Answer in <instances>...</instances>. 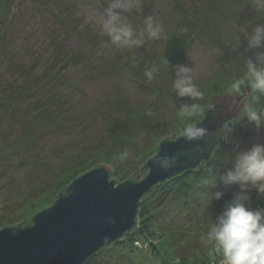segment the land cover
<instances>
[{
  "label": "rangeland",
  "instance_id": "374dc122",
  "mask_svg": "<svg viewBox=\"0 0 264 264\" xmlns=\"http://www.w3.org/2000/svg\"><path fill=\"white\" fill-rule=\"evenodd\" d=\"M128 2L124 14L137 39L144 38L117 48L87 20L90 12L103 13L108 0H0V229L52 206L60 189L97 165H111L117 185L133 174L143 180L147 169L135 173L146 155L155 157L159 141L176 138L190 122L181 107L197 103L201 115L214 108L211 100L229 95L244 60L264 52L247 50L240 31L264 24L248 0ZM148 16L161 39H147ZM177 65L193 69L199 98L174 92ZM153 67L149 80L145 71ZM242 93L250 97L251 89ZM253 103L264 109V96ZM244 105L208 167L149 190L137 229L87 264H220L202 236L241 188L219 177L240 152L264 144V126L243 115ZM209 174L218 179L207 188ZM247 194L250 208L264 209V195Z\"/></svg>",
  "mask_w": 264,
  "mask_h": 264
},
{
  "label": "water",
  "instance_id": "95a60500",
  "mask_svg": "<svg viewBox=\"0 0 264 264\" xmlns=\"http://www.w3.org/2000/svg\"><path fill=\"white\" fill-rule=\"evenodd\" d=\"M246 93L215 96L214 108L204 107L197 124L206 130L202 138L187 141L182 134L185 125L180 126L178 137L162 138L157 155L147 154L146 163L135 173L147 169L143 180L130 181L133 174L117 185V179L111 180V165H97L74 178L66 194L62 190L67 186L60 189L52 206L34 212L32 225L21 226L28 218L0 229V264H87L98 252L122 240L137 227L140 203L149 190L214 158L221 142L215 136L227 123L231 126L232 116L250 98ZM164 156H175V167L162 169L157 161Z\"/></svg>",
  "mask_w": 264,
  "mask_h": 264
},
{
  "label": "clouds",
  "instance_id": "9594fccd",
  "mask_svg": "<svg viewBox=\"0 0 264 264\" xmlns=\"http://www.w3.org/2000/svg\"><path fill=\"white\" fill-rule=\"evenodd\" d=\"M259 17H264V0H248ZM132 5L128 0H108L103 13L97 15L90 12L87 20L96 24L99 29L110 38V43L119 48L138 45L144 35L137 39L135 27L129 22L128 16ZM145 31L147 39H161V28L152 16L145 18ZM246 32L247 50L264 48V24H257L251 31ZM239 43V41L237 42ZM171 86L179 97L197 99L201 96L198 86L193 79V69L177 65ZM157 69L149 68L145 76L152 80ZM251 89L249 102L244 105L243 115L257 127L264 126V109L257 110L253 101L264 96V52H258L255 61L244 60V71L237 76L230 86V96L242 95L243 88ZM182 112L190 118L182 128V134L187 141L202 138L206 130L198 127V118L201 115L197 103L184 105ZM175 156L160 157L159 166L168 170L175 167ZM218 177L209 174L203 179V184L213 187ZM219 180L225 185L237 184L241 188L233 201L214 222H209L202 239L205 243L214 245L220 256V264H264V209H252L247 205L249 196L247 191L255 189L264 195V144H256L246 151L240 152L232 163V167ZM220 192L215 193V198L221 197Z\"/></svg>",
  "mask_w": 264,
  "mask_h": 264
},
{
  "label": "trees",
  "instance_id": "16d2710c",
  "mask_svg": "<svg viewBox=\"0 0 264 264\" xmlns=\"http://www.w3.org/2000/svg\"><path fill=\"white\" fill-rule=\"evenodd\" d=\"M204 113V112H203ZM203 117V114H202V116H201V118ZM201 118L199 119V120H201ZM198 120V121H199ZM228 127H229V123H227L226 125H225V128L224 129H221L220 130V132L218 133V134H216V136H215V140H217V141H221V142H219L218 144H217V147L216 148H219V146L225 141V139H226V137H225V132L227 131V129H228ZM178 136H179V134H178ZM177 136V137H178ZM211 160H209V161H206V162H204L203 163V165L201 166V167H199L198 169H196V170H192V171H189V172H186L185 174H183L182 176H178V177H176V178H174V179H172V180H169V181H166V182H164V183H161V184H159V185H157V186H155L154 188H156V187H160V186H163V185H165V184H167V183H169V182H172V181H178V179H181L183 176H186L187 174H190V173H193V174H198V172L200 173V170H201V168L202 169H204V168H206V167H208V166H205V164H207L208 162H210ZM148 173H149V171L147 170L146 171V174L144 175V177H143V179L148 175ZM181 177V178H180ZM130 181H133V182H138V180H136L135 178H130L129 179ZM68 187L69 186H67L66 188H65V191L63 192V193H67V189H68ZM58 198V197H57ZM57 198H56V200H57ZM55 200V201H56ZM140 205H141V208H139V210H138V214H137V220H139V218H140V215L143 213V209H142V201H141V203H140ZM145 211V210H144ZM139 223V222H138ZM27 225H32V218H30L26 223H24L23 225H21V226H27ZM137 229V227H134V229L132 230V231H130V232H127L126 234H125V236L123 237V239L125 238V237H127L128 235H131L135 230Z\"/></svg>",
  "mask_w": 264,
  "mask_h": 264
}]
</instances>
